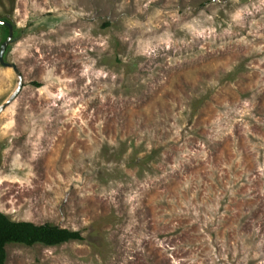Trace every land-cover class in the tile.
Returning a JSON list of instances; mask_svg holds the SVG:
<instances>
[{"label":"rangeland","instance_id":"1","mask_svg":"<svg viewBox=\"0 0 264 264\" xmlns=\"http://www.w3.org/2000/svg\"><path fill=\"white\" fill-rule=\"evenodd\" d=\"M0 212L82 240L6 264H264V0H0ZM10 28L0 24V49Z\"/></svg>","mask_w":264,"mask_h":264},{"label":"trees","instance_id":"2","mask_svg":"<svg viewBox=\"0 0 264 264\" xmlns=\"http://www.w3.org/2000/svg\"><path fill=\"white\" fill-rule=\"evenodd\" d=\"M82 240L78 231L44 223L13 221L0 212V264H6V247L10 244L57 246L70 241Z\"/></svg>","mask_w":264,"mask_h":264},{"label":"water","instance_id":"3","mask_svg":"<svg viewBox=\"0 0 264 264\" xmlns=\"http://www.w3.org/2000/svg\"><path fill=\"white\" fill-rule=\"evenodd\" d=\"M0 24L7 25L10 28L9 36H8L7 40L2 44L1 49H0V63H1V65L6 66V67H12L13 70L15 71L16 75L18 76V88H17L15 94L12 96V99H13L17 95V93L20 91V89L22 87V75H21L18 67L16 66V64L4 61L5 51H6L7 47H8V45L10 44L11 38H12V28H11V26L9 24H7L6 22H4L2 20H0ZM8 104H9V101L6 102L0 108V110L3 109L4 107H6Z\"/></svg>","mask_w":264,"mask_h":264}]
</instances>
